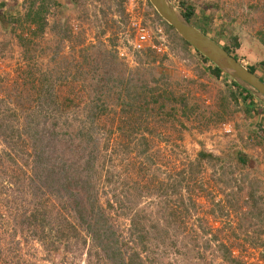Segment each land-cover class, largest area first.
Listing matches in <instances>:
<instances>
[{"label": "rangeland", "instance_id": "374dc122", "mask_svg": "<svg viewBox=\"0 0 264 264\" xmlns=\"http://www.w3.org/2000/svg\"><path fill=\"white\" fill-rule=\"evenodd\" d=\"M31 1L0 0L1 264H264V98L232 101L148 0H49L34 36ZM168 1L264 77V0Z\"/></svg>", "mask_w": 264, "mask_h": 264}, {"label": "trees", "instance_id": "16d2710c", "mask_svg": "<svg viewBox=\"0 0 264 264\" xmlns=\"http://www.w3.org/2000/svg\"><path fill=\"white\" fill-rule=\"evenodd\" d=\"M48 1L49 0H38V4L36 5L35 4V0H33V2L31 1V5L28 9V11L26 12L25 14V20L28 22V23H32L35 25V28L34 30L31 31L32 35H36L37 33H40L44 27H45V14L46 12L48 11ZM181 4L183 5L184 2L183 0L181 1ZM36 5V6H35ZM156 12V11H155ZM157 14V12H156ZM184 18L186 20H188L192 25L194 26H197V24H194L192 23V15H193V7L192 6H186V9L181 13ZM158 15V14H157ZM158 17L160 18L161 22L164 23V25L167 27V28H170V29H173V27L168 24L165 20H163L159 15ZM205 34V33H204ZM212 39V38H211ZM214 40V39H213ZM182 41L184 43H187L183 38H182ZM215 41V40H214ZM232 45H233V48L236 49L238 48V41L236 39V37H232ZM217 42V41H216ZM218 43V42H217ZM188 44V43H187ZM189 45V44H188ZM223 47V46H222ZM228 53H230L231 55H233L231 53V51L227 48V47H223ZM236 59H237V56L234 54L233 55ZM202 58L204 59V61H209L207 57H205L204 55H202ZM260 64V63H259ZM264 64V62L262 63ZM251 72L255 73V70H256V65L255 63L253 64H250L248 67H247ZM209 70H210V73L212 74L213 77H220V75L223 74V71L218 67L216 66L215 64H211V66L209 67ZM256 74V73H255ZM257 75V74H256ZM228 77V76H227ZM259 78L264 82V77H260ZM231 85H234L236 90H232V91H229V94H228V97L234 101V102H238V97L242 99V102H244V105H248V104H251L253 105V102H254V99H255V96L252 94V92L250 90H248L247 88L241 86L240 84H238L236 81H234L232 78H231ZM162 94H158L156 96H152L153 99H155V101L157 100V98L159 96H161ZM163 101H161V103H159V106L160 108L163 106ZM180 105H182L183 107L181 108V110L184 108L185 104L184 103H181ZM26 106H23V108L25 109ZM31 109H34L33 105L29 106ZM255 109V108H254ZM34 112V111H33ZM261 112L263 113V111H257L256 114H258L260 116ZM182 113H185V111L183 110ZM260 113V114H259ZM14 114V113H13ZM36 114H38V112L35 111V114H31L29 115V113H26L25 114V117L26 118V122L24 124V127L26 129L29 130V128H32L34 127L35 125H38V116H36ZM255 114V115H256ZM39 115V114H38ZM258 115H256V119H258ZM263 115V114H261ZM33 124V125H32ZM14 125H12L10 128L12 129L11 130V134L14 135ZM35 127L33 128V133L37 132V131H34ZM18 136V135H17ZM29 137H32L33 139H35V135H32V136H29ZM38 138H40V136H38ZM145 139V137H143ZM44 146V145H43ZM45 150L46 148H42V147H36L34 149V151L32 152V156H33V159L35 162H37V165H40L39 166V169L41 168H44L46 167L45 165V162L47 161V156L45 155ZM203 159H206V160H215V156H213L212 154L210 153H206L205 151L203 150H200L198 151L197 153V162H202ZM87 163L85 164V168L87 167ZM47 168H50L47 166ZM188 171H191L190 167L188 168ZM45 172V171H44ZM46 173V172H45ZM60 173L62 174L64 180H66L67 176H65V173L64 171L61 169L60 170ZM53 174V173H52ZM48 174L49 175H52ZM63 185V184H61ZM0 217V225L2 223L1 220H5L4 218ZM26 219H28V223L33 225V224H36V219H37V216L36 214L34 215H30L29 216H26L25 217ZM42 224L44 223H47L45 221H41ZM3 224V223H2ZM70 224H68V226L66 227L62 222L60 223V226L61 228H55L53 230H51V228L49 229V231L47 232V234L49 235V240H48V244L50 245H53V243H55L56 241H60L59 238L62 237V236H66L67 235V230H71V228L69 227ZM51 232V233H50ZM41 233V232H40ZM116 241V240H115ZM114 244L115 242L112 241L111 244ZM221 246H223V244H221ZM223 248H226L223 246ZM16 249V246H6L5 247V253L2 255L1 254V251H0V264H1V261L5 258H8V254L11 255V257L13 256L14 254V251ZM226 259H228L226 257ZM233 261V260H231ZM4 264H10V261H5Z\"/></svg>", "mask_w": 264, "mask_h": 264}, {"label": "water", "instance_id": "95a60500", "mask_svg": "<svg viewBox=\"0 0 264 264\" xmlns=\"http://www.w3.org/2000/svg\"><path fill=\"white\" fill-rule=\"evenodd\" d=\"M157 14L194 49L207 57L237 83L264 98V82L180 14L168 0H148Z\"/></svg>", "mask_w": 264, "mask_h": 264}, {"label": "crops", "instance_id": "0c3cea01", "mask_svg": "<svg viewBox=\"0 0 264 264\" xmlns=\"http://www.w3.org/2000/svg\"><path fill=\"white\" fill-rule=\"evenodd\" d=\"M252 43V42H251ZM255 44V43H254ZM253 43L252 44H249L250 46H252V47H255V45H254ZM249 52L251 53V54H255V50L253 49V48H249ZM237 53V52H236ZM261 53H262V51H261ZM263 54V53H262ZM257 108L256 109H254L253 108V110H252V113H257ZM260 114V113H259ZM261 114H263L262 112H261ZM260 114V115H261ZM256 115H258V114H256ZM257 120V119H256ZM258 122V121H257ZM260 126H262V127H264V125L263 124H261Z\"/></svg>", "mask_w": 264, "mask_h": 264}, {"label": "built area", "instance_id": "2783aa9c", "mask_svg": "<svg viewBox=\"0 0 264 264\" xmlns=\"http://www.w3.org/2000/svg\"><path fill=\"white\" fill-rule=\"evenodd\" d=\"M143 38H144V35H141V36H140V39H143ZM137 46L140 47V45H139L138 43H137ZM225 126H226V124H223L224 131H227V132L231 131V129H229V128H225Z\"/></svg>", "mask_w": 264, "mask_h": 264}, {"label": "bare ground", "instance_id": "6f19581e", "mask_svg": "<svg viewBox=\"0 0 264 264\" xmlns=\"http://www.w3.org/2000/svg\"><path fill=\"white\" fill-rule=\"evenodd\" d=\"M261 97V96H260ZM263 98V97H262Z\"/></svg>", "mask_w": 264, "mask_h": 264}]
</instances>
